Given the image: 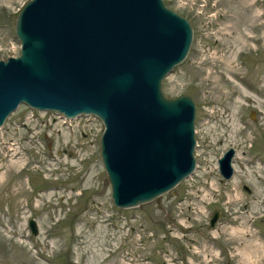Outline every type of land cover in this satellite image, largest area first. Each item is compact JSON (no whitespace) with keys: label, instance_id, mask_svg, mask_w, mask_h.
<instances>
[{"label":"rangeland","instance_id":"1","mask_svg":"<svg viewBox=\"0 0 264 264\" xmlns=\"http://www.w3.org/2000/svg\"><path fill=\"white\" fill-rule=\"evenodd\" d=\"M25 1L0 0V58L18 53ZM164 2L192 26L161 89L194 101L195 168L158 202L116 207L99 121L63 126L20 103L0 126V264H264V0ZM227 146L224 179L215 158Z\"/></svg>","mask_w":264,"mask_h":264},{"label":"water","instance_id":"2","mask_svg":"<svg viewBox=\"0 0 264 264\" xmlns=\"http://www.w3.org/2000/svg\"><path fill=\"white\" fill-rule=\"evenodd\" d=\"M13 28L18 53L0 58V126L20 103L68 117L96 115L116 207L158 202L190 174L194 101L161 90L191 42L184 15L163 0H26ZM232 154L227 147L217 157L223 178L232 174ZM217 217L214 209L208 226ZM27 224L36 233L35 220Z\"/></svg>","mask_w":264,"mask_h":264},{"label":"flooded vegetation","instance_id":"3","mask_svg":"<svg viewBox=\"0 0 264 264\" xmlns=\"http://www.w3.org/2000/svg\"><path fill=\"white\" fill-rule=\"evenodd\" d=\"M57 152H59V150H57Z\"/></svg>","mask_w":264,"mask_h":264},{"label":"bare ground","instance_id":"4","mask_svg":"<svg viewBox=\"0 0 264 264\" xmlns=\"http://www.w3.org/2000/svg\"><path fill=\"white\" fill-rule=\"evenodd\" d=\"M175 144V143H174Z\"/></svg>","mask_w":264,"mask_h":264}]
</instances>
